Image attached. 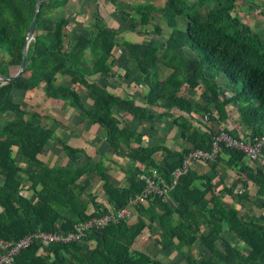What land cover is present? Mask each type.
Instances as JSON below:
<instances>
[{
    "label": "trees",
    "instance_id": "16d2710c",
    "mask_svg": "<svg viewBox=\"0 0 264 264\" xmlns=\"http://www.w3.org/2000/svg\"><path fill=\"white\" fill-rule=\"evenodd\" d=\"M109 1L112 12H120L124 28L104 23L95 4L92 27L66 41L68 0H41L24 71L11 82H0V238L4 240L37 230L66 232L91 215L123 207L143 190L141 173L156 170L170 182L171 172L182 165L189 150H211L218 129L235 135L228 126H219L229 116V104L237 111L239 136L255 142L264 135V39L233 13L236 0L157 4L145 0L121 8L116 0ZM35 3L0 0V74L9 76L18 69ZM154 14L166 32L154 24ZM138 27L141 33L162 37L161 50L149 42L119 37ZM116 47L121 48L124 63L142 76L147 87L144 105L107 89L106 79L119 76L112 72ZM160 67L168 71L162 78ZM59 75L64 77L61 83ZM128 75L127 69L123 76ZM40 85L47 98L67 100L88 123L99 124L113 154L128 158L123 185L108 178L104 157L93 161L84 149L45 126L46 114L23 107L18 98ZM76 85L88 90L90 107L82 102ZM115 106L137 120L164 118L176 109L179 113L170 115L171 122L179 127L188 150L144 143L145 133L121 122L114 115ZM204 113H210L209 123L198 118ZM197 119L201 125L193 123ZM51 139L71 163L49 165L39 157ZM158 151L163 160L154 156ZM200 162L207 171L199 173L189 166L170 190L171 200L154 194L146 203L132 205V223L122 219L90 228L81 241L47 246L33 241L13 264H164L163 256L172 250L177 255L172 264H264V164L248 161L243 151L223 144L212 159ZM226 169L233 171L232 180H225ZM88 176L101 181V193L93 190V177ZM25 191H33L34 198ZM146 229L156 233L152 241L161 247L159 255L137 247Z\"/></svg>",
    "mask_w": 264,
    "mask_h": 264
},
{
    "label": "crops",
    "instance_id": "0c3cea01",
    "mask_svg": "<svg viewBox=\"0 0 264 264\" xmlns=\"http://www.w3.org/2000/svg\"><path fill=\"white\" fill-rule=\"evenodd\" d=\"M136 1L145 0H116V5L121 8L127 3H135ZM164 1L165 0H155V3H163ZM95 4L98 5L99 15L104 23L113 28H124L126 26L122 23L123 20L120 12H112L111 2L109 0H100L98 3H94L92 0H68L66 3V15L70 21L67 25L66 33L68 37L66 41L69 40L73 33L85 31L92 27L95 18ZM233 11L241 22L247 24L264 39V0H236ZM154 19V24L159 25L166 32L167 29L157 14H154ZM141 29L142 27H138L136 31H124L120 35V38L130 42H149L156 45L157 48L161 50L164 39L162 37L159 38V36L155 34L141 33L139 32ZM146 30L150 32L152 27L148 26ZM116 49L115 57L117 59H115L116 63L113 66L112 72L116 71L119 76H113L112 74L106 79L107 89L116 95L131 96L135 104L144 105V95L147 87L142 81V76L133 65L124 63V55H120L121 48L116 47ZM127 69L129 75L126 77L123 75ZM167 73V69L160 67L158 76L162 78ZM63 80L64 77L59 75L57 80L58 83L63 82ZM103 80V77L99 78V81L102 82ZM75 89L79 92L82 102L87 107H90L93 104V99L89 97L88 90L82 85H76ZM199 93L200 91L196 92L194 97L198 98ZM18 100H20L27 111L38 110L42 114H46L42 123L45 126L51 127L58 137L67 141L73 147L84 149L85 152L91 156L93 161L99 160L101 156L104 157L103 160L107 167L106 173L108 178L116 185H123L125 183L123 167L128 164V158L123 155L113 154L111 148L104 139L103 129L99 124L88 123L87 119L82 117L67 100L47 98L42 90V85L31 91H26ZM226 110L229 111V116L226 120L221 121L219 126H228L235 135H239L241 128L237 122L238 117L235 107L229 104L226 106ZM177 113L179 112L176 109H172V115H177ZM114 115L118 117L121 122H127L134 129L144 132V143L148 142L151 145H164L182 153L188 150L187 142L181 139L179 127L171 122V116L169 114L164 118L161 117L154 120H137L136 118H132L126 111L115 106ZM201 116H203V114L198 115V118H203ZM193 123L195 125H201L198 119L197 121H193ZM206 123H209V121ZM154 156L159 160L164 159L162 153L159 151L156 152ZM39 157L43 161L48 162L49 165L71 163L69 156L66 155L54 139L46 143ZM191 166L195 167L199 173H204L208 169L206 164L200 161L193 162ZM222 174L226 176L225 180H227V178L229 180L233 179L234 173L230 169L223 170ZM92 177L93 176H88V178ZM91 182L93 186H96L93 190L97 189L99 193L101 190V181L97 177H93ZM32 192L33 191H30L29 193L25 191L28 197L31 195V199L34 198ZM144 250H146L145 247Z\"/></svg>",
    "mask_w": 264,
    "mask_h": 264
},
{
    "label": "built area",
    "instance_id": "2783aa9c",
    "mask_svg": "<svg viewBox=\"0 0 264 264\" xmlns=\"http://www.w3.org/2000/svg\"><path fill=\"white\" fill-rule=\"evenodd\" d=\"M214 112V111H212ZM212 115V113H211ZM210 113L203 114V121H209ZM220 144L232 147L244 152L248 161L256 160L264 164V135L255 142L247 141L243 136L233 135L225 129H218L213 139V146L210 151L201 149L189 150L183 158L182 165L171 172L170 182H166L162 175L156 170L150 173H141L140 178L145 181V186L141 193L129 198L127 205L118 209L109 208L99 214L91 215L84 221L75 223L69 231H33L24 236L8 241L0 238V264H13L15 256L22 250L30 246L33 241L47 246L51 242L81 241L88 229L101 228L110 223H117L120 220L130 221L135 215L131 207L136 203H146L148 196L158 194L164 201L171 200L169 192L176 184L178 176L186 172L189 166L195 161H205L212 159L220 149Z\"/></svg>",
    "mask_w": 264,
    "mask_h": 264
},
{
    "label": "rangeland",
    "instance_id": "374dc122",
    "mask_svg": "<svg viewBox=\"0 0 264 264\" xmlns=\"http://www.w3.org/2000/svg\"><path fill=\"white\" fill-rule=\"evenodd\" d=\"M48 12H49L48 14L51 15V12L50 11H48ZM181 25H183V24H181ZM119 37H121V36H119ZM15 70H16V68H11V73L15 72ZM94 187L96 188L95 185L93 186V188ZM94 190H96L97 192L99 191L97 189H94ZM250 190H252V189L250 188ZM235 205L237 207H239L238 204H235ZM243 210L244 209H241L240 211H243ZM262 217L264 218V211L262 212ZM134 219H135V217L132 220L127 221V223H132ZM145 231L146 232H143L141 234L140 238L137 239V241H136L137 247L139 249H142V250H144V247H145V249H148L152 255H154V256L155 255H159L160 252H161V247L160 246H156L155 243L152 241L154 239V237H156V233H152V232L150 233L149 231L147 232V230H145ZM142 244H144V245H142ZM176 256H177L176 252L172 250L167 256L166 255L163 256L162 261H163L164 264H172V262H174V260H175L174 258H176Z\"/></svg>",
    "mask_w": 264,
    "mask_h": 264
},
{
    "label": "water",
    "instance_id": "95a60500",
    "mask_svg": "<svg viewBox=\"0 0 264 264\" xmlns=\"http://www.w3.org/2000/svg\"><path fill=\"white\" fill-rule=\"evenodd\" d=\"M40 6H41V0H36L34 15H33V18H32V20L30 22V25H29V27H28V29L26 31L25 43L23 44V47H22L21 61H20V64L18 66V69H17V71L14 74L9 75V76L0 74V82H1V84L11 82V81L16 79L17 77H19L23 73L24 68H25V64H26V50H27V46H28V43H29L30 39L33 38L34 28H35V24H36L37 19H38Z\"/></svg>",
    "mask_w": 264,
    "mask_h": 264
}]
</instances>
